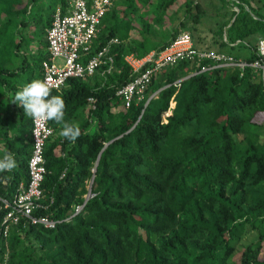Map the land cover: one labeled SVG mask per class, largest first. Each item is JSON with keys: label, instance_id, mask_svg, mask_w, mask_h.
<instances>
[{"label": "trees", "instance_id": "16d2710c", "mask_svg": "<svg viewBox=\"0 0 264 264\" xmlns=\"http://www.w3.org/2000/svg\"><path fill=\"white\" fill-rule=\"evenodd\" d=\"M38 1L0 0L1 90L4 85L9 91L15 89L9 79L18 76L6 55L15 44V37L5 43L8 34L13 26L28 25L27 17ZM157 1L113 0L88 58L118 39L112 46L114 72L103 75V67L94 76L70 79L61 92L51 93L65 100V121L81 129L73 143L60 136L61 127L50 121L55 134L45 149L42 203L46 208L35 215L62 222L47 229L23 220L7 240H0V264L6 256L8 264H264L262 76L252 68L243 76L240 70L223 69L176 86L194 70L182 62L159 72L143 99H135L129 109L117 95L134 78L128 55L142 59L152 51L162 52L183 33V21L174 26L178 14L183 12L194 24L203 13L198 3L189 0L177 13L170 12L177 0ZM234 1L241 11L232 14L230 41L264 36V20L245 13L241 3L246 0ZM67 5L68 0L48 4L51 10L42 30L45 47L56 9L61 6L65 13ZM146 8L150 10L142 12ZM167 19L173 25L171 32L157 28ZM219 31L221 36L223 29ZM47 58L42 53L33 62L41 67L40 80ZM257 58L255 47L246 60ZM12 117H7L2 135L7 151L14 154V140L9 139ZM27 119L30 143L18 150V167L0 173V197L12 198L20 182H28L33 139L32 118ZM91 181L95 197L71 218L84 204ZM4 214L0 210V221Z\"/></svg>", "mask_w": 264, "mask_h": 264}, {"label": "built area", "instance_id": "2783aa9c", "mask_svg": "<svg viewBox=\"0 0 264 264\" xmlns=\"http://www.w3.org/2000/svg\"><path fill=\"white\" fill-rule=\"evenodd\" d=\"M112 7L113 0H68L65 13L61 6L56 9L52 25L47 29L48 58L42 62V80L47 81L51 93L61 92L70 79H86L94 76L103 67L105 68L103 75L114 72L115 59L112 55V46L119 43L118 39L110 40L88 58V55L94 51L93 47L101 31L102 21ZM126 62L131 66L134 78L120 89L117 95L121 97L124 108L129 109L135 99H143L146 90L159 72L182 62L194 67L187 76L190 78L223 69L240 70L243 76L247 68H252L264 79V40L258 44V58L247 61L221 52L198 49L194 45L192 36L183 32L162 52H152L142 59L129 55L126 57ZM181 82L182 79L175 82V85L178 86ZM156 94L158 92L153 96ZM95 102V99H89L93 108ZM174 107L175 102L172 101L171 108ZM54 134L50 121L37 123L32 119L33 142L28 164L29 179L27 183L20 182L12 198L0 197V210L5 212L0 221V240H7L11 229L19 226L23 220L42 225L47 229H56L62 222L35 215L38 210L46 208L42 203L43 184L47 174L45 149ZM90 184L89 190L93 181ZM93 197L95 194L92 191L88 193L84 204L76 207L71 218L79 214ZM8 262L9 258L6 256L3 264Z\"/></svg>", "mask_w": 264, "mask_h": 264}, {"label": "crops", "instance_id": "0c3cea01", "mask_svg": "<svg viewBox=\"0 0 264 264\" xmlns=\"http://www.w3.org/2000/svg\"><path fill=\"white\" fill-rule=\"evenodd\" d=\"M46 1L48 0H40V2H46ZM238 4L234 0H226V2H223L222 0H205V2L201 5V8H203V13L201 14L203 18L199 19L197 23L194 22L193 26L189 27L188 32L187 31L184 32L189 33L192 36L193 42L198 49L221 52L222 48L225 47L224 45H222V42H224L227 43L230 48H236L240 46L245 47L247 50L246 57L244 58L238 57V58L245 60L250 58L252 53L254 52L255 47H258L259 42L261 40H264V36L262 34H256L254 36H251L244 42L240 40L236 41L235 43L230 41L229 36L227 34V30L231 28V25L235 20V18L232 17V14L234 12L239 13L241 11V9L237 7ZM241 8L249 12L252 16H254L255 19L264 20V0H246L245 2L241 3ZM215 12L217 13V16L214 15ZM214 16H216L215 20H214ZM227 22H229V24H227ZM199 26L201 29L199 28ZM221 29H223V34L220 36L219 30ZM194 30L196 31L197 37L196 35L193 34ZM205 30L209 33V35L205 33L206 32ZM217 33L219 35H217ZM215 46L220 47L219 48L220 50L217 49V47ZM41 48H43L44 53L47 54V47H45L44 44L42 45ZM35 52L36 51H33L32 54H34ZM152 52H156V51H152ZM221 53H225V52H221ZM26 62L28 63V70H29L30 62L28 60H26ZM31 69L33 70L32 72L33 79H39L38 77H39V73L41 72V67H37L35 64H33ZM7 90L8 89L5 85L4 88H2V90L0 89V138L4 137L3 139L0 140V156L4 154L5 150H7V145H6L7 139L5 136L2 135V131H5L7 129L6 126L7 117H10L13 114L12 120L10 121L11 133L9 135V139H11V141L14 140V147H12V151L14 153L13 154L14 157L16 156L15 157L16 159L19 158L20 155L18 153V150L22 146L29 145L30 143V141L28 140V137L30 135L29 123L27 121L28 116H26L22 112L21 109L22 107L12 103L14 99L13 94L15 93V91L12 93V91L7 92ZM8 111L10 112V114L8 113ZM12 122L14 123L15 126L11 125ZM24 133L25 135H23ZM16 161L18 167L19 161L18 159H16Z\"/></svg>", "mask_w": 264, "mask_h": 264}, {"label": "rangeland", "instance_id": "374dc122", "mask_svg": "<svg viewBox=\"0 0 264 264\" xmlns=\"http://www.w3.org/2000/svg\"><path fill=\"white\" fill-rule=\"evenodd\" d=\"M40 1V0H39ZM36 2L34 4V6H32L33 11L31 14H29V16L27 17V21H28V25L24 26V28H17V26H13L14 28H12V30H10L9 34H8V39H6V44L10 43V40L13 39L15 37V44H13L10 49L8 48L6 51V55L12 59L13 63H14V67L16 69H18L17 71L19 72L18 76L15 77H11L9 80H11L14 85H16V88H11L10 91H12V93L15 91V93L22 89V87L28 83V78H29V73L30 71L28 70V63L26 62V59L33 65V62L36 61V59L42 54L44 53V50L42 47L43 45V34H42V30L43 27L46 25V21L48 18V12L49 10H51V8L48 7V4L51 2L50 0L46 1V2ZM187 0H177L176 5L173 7L172 10H170L171 13H177V10L180 9V7L182 5L185 4ZM192 2H198V4L201 6L205 0H189ZM155 3H157V0H154ZM216 2V1H215ZM216 4V3H215ZM150 8H146L145 10L143 9L142 12L144 11H149ZM193 10H195V7L193 8ZM245 11V10H244ZM247 13V11L245 12ZM249 13V12H248ZM250 14V13H249ZM204 15V14H203ZM214 15L217 16V13L215 12ZM251 15V14H250ZM214 16V20L215 17ZM252 16V15H251ZM254 17V16H253ZM203 16L200 15V19H202ZM183 21L185 26L183 29L184 31L188 32L189 27L193 26V21L189 18L186 19L185 15L182 13L178 14L177 19H175V23L174 26H179L180 27V22ZM203 22V20H202ZM157 27V26H156ZM173 25L171 24L170 19H167L165 22V26L163 27H157L160 29H169L170 32L172 30ZM200 28V26H199ZM201 29V28H200ZM206 31V30H205ZM217 31V30H216ZM215 31V33H216ZM199 32V31H198ZM207 35H209V33L206 31L205 32ZM193 34L196 35V31H193ZM217 35H219L217 33ZM23 37L25 38V42L21 45L20 48H17V44H19L20 42H22ZM29 45V47H27ZM217 47V46H215ZM220 47H217V49H219ZM30 50V52H29ZM220 50V49H219ZM33 51H36L34 54ZM28 52V53H27ZM221 52H225L227 54H231L234 56H238L241 58L246 57L247 55V50L245 47L240 46V47H236V48H230L229 46H225L224 48H222ZM27 54V55H26ZM26 55V56H25ZM36 55V56H34ZM0 60H4V58L2 56H0ZM9 90H7V92H10ZM15 93L13 94V96H15ZM13 126L14 123L12 122ZM17 125V122H16ZM25 135V133L23 134ZM3 138H0V140ZM91 185V184H90ZM248 240V238H247ZM246 240V241H247Z\"/></svg>", "mask_w": 264, "mask_h": 264}, {"label": "clouds", "instance_id": "9594fccd", "mask_svg": "<svg viewBox=\"0 0 264 264\" xmlns=\"http://www.w3.org/2000/svg\"><path fill=\"white\" fill-rule=\"evenodd\" d=\"M12 103L22 107L26 116L34 122L54 121L61 127L60 136L75 143L81 135V129L65 121V100L60 95H51L46 80L33 79L15 93ZM17 168V161L11 152L5 150L0 156V173Z\"/></svg>", "mask_w": 264, "mask_h": 264}, {"label": "water", "instance_id": "95a60500", "mask_svg": "<svg viewBox=\"0 0 264 264\" xmlns=\"http://www.w3.org/2000/svg\"><path fill=\"white\" fill-rule=\"evenodd\" d=\"M189 78H190V77H186V78L182 79V82L188 80ZM160 91H161V90H160ZM160 91H159V92H160ZM159 92H158V93H159ZM153 97H154V96H153ZM153 97H151V98L149 99V101L147 102L146 106L149 104V102L152 100ZM100 157H101V154H100V156H99V158H98V161H97V163H96V167H95V169H94V173H95L96 170H97V166H98V164H99ZM91 191H92V189L89 190V193H90Z\"/></svg>", "mask_w": 264, "mask_h": 264}]
</instances>
